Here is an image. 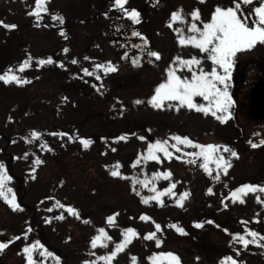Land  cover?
<instances>
[{
	"label": "rangeland",
	"instance_id": "1",
	"mask_svg": "<svg viewBox=\"0 0 264 264\" xmlns=\"http://www.w3.org/2000/svg\"><path fill=\"white\" fill-rule=\"evenodd\" d=\"M139 1L141 0H127L128 5H130L129 9L136 8L139 10L140 5H144L145 0H142L141 4ZM162 1L158 0L157 2V0H154L148 6H145L146 11L143 10L140 13V19H145L149 26L140 25L141 28L135 29V31L139 32H148L150 26L154 27L157 37L151 41V46L149 42L148 45L150 47H146L145 49L151 48L153 51H158L161 54L160 60L151 58L153 62L149 63L150 58L147 57L145 51H138L136 48L130 47L132 40H130L129 33L134 29L127 36L124 35L117 40H111L109 42L110 49L105 50L108 51L106 61H111L116 66L117 71L104 75L101 74L104 77L105 87L103 95L109 94L112 91L111 84H115L116 87L122 89L125 99L124 102L119 104L118 101H114L117 103L114 105L112 104L113 101L108 102L112 98L110 93L109 96H103L102 98V100L108 103L102 102L97 104V98L90 101V110L94 113L93 117H95L93 123H97V126L89 130L83 129V125L74 127V130L68 132L73 138L71 140L65 138L61 146L62 149H60L64 151L69 147L72 148L74 145H78L79 143H76L79 140L77 137L85 138L91 141L89 147L85 148V155L83 154L82 156V153H80L79 156L77 152L61 156L53 152L59 148H52L53 151H45V149L38 146V142H26L25 138L28 139L30 132L38 127L36 124L40 125L41 128H49L50 122L48 117L47 115L29 117L28 115H31L30 110H28L29 114L26 116L22 111L19 112V108L15 117H12L8 113L10 110L4 101L6 93L2 91L8 90V87H4L2 84L0 85V127L2 128L0 131V147L7 146L10 154L16 157L15 160L21 158L19 162L22 167V173L25 175L24 181L26 182L24 183V187L28 196L31 198L35 197L38 199L42 198V195L47 194L49 184L53 183V180H58L60 184L68 180L69 186L61 185L60 190L69 189L73 193L71 197H65V199H67L66 202L78 204L80 208L79 219L66 214L61 208L57 210V207H53L55 203L53 204L52 200H42L36 205L40 225L44 226V234L49 238L52 245H56L58 242L66 245V241L61 239L63 237H71L70 233H72L75 239L80 240V243L77 245H69V251L76 252V255H82L80 249L86 247L89 244V239L97 234L99 228L103 227L109 236L112 237V240L108 242L107 247L100 245L95 249L90 247L91 249L88 253L94 252L96 255H90V259H86L95 260L96 264H104V261L97 260L96 257L106 255L112 251L115 244L122 239V229L132 227L139 233L138 236L141 237L150 231H155L153 220L141 221L138 218V213L141 210L146 212L147 215L150 214V217L156 212L162 214L163 217L168 212H171L185 218L182 221L185 224L191 223V218L197 222L206 224H208L207 220L214 221V224H208L205 226L207 228L199 230L206 234L202 238H208L212 244L213 250L215 251V257L213 259L217 263L224 256H232L234 258L240 256V264H264V261L260 260L263 249L256 248L251 244L247 248H244L240 243L232 241L231 235L234 233L244 234L245 229L249 228L259 229L258 227L253 228L250 224V218L257 217L258 219L259 217L264 222V205L256 201V196L259 195L264 198V193H249L244 197V203L234 202L231 207H227V210L219 206L220 200L217 202L214 199V196H219L220 199L224 198L228 191L227 185H235L244 179H249L250 175L255 176L254 179L260 180H252L250 182L264 185V147L252 148L248 143L249 140L255 143L256 137H253V134L262 137L259 131H261V126L264 121H252L247 111L251 83L256 77L258 70L260 68L264 69V44H257L251 50L239 52L234 58L229 93L233 97L235 86L232 79L235 77L239 79L237 85L239 92L237 98L233 97L235 103L231 109L232 116L226 123L221 124L211 115L205 116L200 112L190 110L186 107L177 110L174 106L168 107L166 104L163 109H154L146 101L153 94L155 86L163 80L164 69L168 67L172 58L177 55L183 58H189L194 55L200 58L205 55L190 45L182 47L177 43L176 33L173 29L167 27L170 13L177 9H183L186 17L185 23L177 22L173 27L181 28L185 34H188L187 24L191 21L188 13L193 9L199 8L201 18L207 20L211 10L217 3L223 4L224 6H230L231 3V0H206L203 4L199 3V0ZM242 9L244 11L250 10L248 5H242ZM121 16H123L122 13L116 15V18L120 22L114 27V31L126 33L123 28L124 26L130 25L131 21L126 17L122 19ZM55 24L60 23L56 21ZM122 24L123 27L121 26ZM200 26L202 27V25ZM129 28H131V25ZM5 30H2V35H6ZM112 35L117 36L114 32ZM125 37H129V40ZM0 42H5L4 36L0 37ZM0 51L7 53L4 48L0 49ZM125 52L128 53V57L122 58ZM2 55L3 53L0 52V68L7 62L10 53H8L6 59V55ZM134 56L140 57L139 66H133L131 61ZM236 65H238L237 70H235ZM32 66L34 69V62L33 64L31 63L30 67ZM41 67L45 70H50V73L42 79H51L49 81L50 84L60 86L62 79L58 81L54 80V65H43ZM201 67L206 71H210L211 62L202 59ZM178 74L189 77L191 75L187 70H183ZM32 75L34 77V83L32 82L28 85L30 89L24 87L25 89L18 90L17 95L13 94V98L17 101H23L25 98L37 94L54 98L55 95L52 93L54 87L51 88V85H49L47 88H44L41 85H36L38 67L37 73H33ZM22 78L26 79V76L24 75ZM82 95L83 93L81 92L78 96L81 99L85 98ZM137 99L144 102L135 104L134 101ZM196 100L198 103H206L202 98H196ZM167 103L175 105L177 102L171 101ZM70 105L72 106L68 108L71 110L70 113L61 111L60 109L53 111L57 113H50V110L46 111L50 114L49 119L52 120L53 117L66 118L69 114L71 116L78 115V113H73L77 111L75 109V101ZM129 121H133V123ZM102 124H104V127H101ZM68 127L70 128L69 125ZM139 130L144 131L145 135L143 134V136L146 137L147 141L150 137V142H154L157 139H168L171 135L175 134L181 136L186 135L193 141L203 144H224L234 149L238 153V158H232V167L226 175L221 172L219 180H214L212 176L206 174L199 167V163H187L186 161L189 159L187 156L183 159H176V156H181L183 153L176 152L171 148H169V151L173 152L172 159H167L163 157L162 153H158L161 156L159 162H142L133 168L131 164L136 159L137 154L142 153L149 143L146 140L141 141L139 137L133 135L137 134ZM103 131L106 132L105 140L101 139ZM1 132L11 136L8 142L9 144L5 143ZM121 132L122 134H127V136L129 135L127 140L115 139L122 135ZM169 143H174V141L170 140ZM79 146L80 148L83 147L80 144ZM180 147L184 148V146ZM112 148H116L117 151L113 152ZM194 150L190 147L184 148L185 152ZM25 153H28L27 157H25ZM224 155L227 157L229 154L225 153ZM36 157H39L43 163L35 165L33 161ZM117 161L122 165L119 171L123 176L127 177L144 179L145 176L151 178L153 172L170 171L172 176L169 180L160 178L155 181V185L157 189L163 190L168 187L169 183H176V187L173 190L177 192V197L167 195L161 197L163 200L161 207H157L158 204L155 201L147 205L141 203V197L132 191L130 179L110 175L109 169H112ZM33 167L36 169L35 173L32 172ZM212 167L213 175H215V166ZM72 185L73 187H71ZM136 188L140 191L141 196L154 194L149 191V188H143L139 185H136ZM208 188H212L213 191L206 197L205 193H207ZM183 192H188L190 195L184 201L183 207H179L175 204V199ZM169 198L171 199L168 200ZM136 201H138V205L136 204V207L132 206L131 202ZM227 202L226 200L224 205ZM188 203L190 212L189 210L184 211ZM206 206L209 207L205 210ZM49 208L52 211H48ZM61 214L64 215V219H56ZM85 214L86 216H84ZM113 214H117L116 221L114 225L110 226L107 224L106 218ZM45 219H50V223H45ZM156 222H159V220ZM216 225H220V227L218 228ZM50 227L52 228L50 229ZM180 227H184V225L181 224ZM224 229H228V232L226 233ZM165 231L161 227V231L157 233L158 238L163 241L162 247L167 245V234L164 236L163 233ZM138 236L132 239V242L123 252L117 254L112 264H132V256L137 258L136 264H148L146 259L151 254L147 249L150 248L155 251L158 249L155 248V241L143 242ZM236 250H239L238 256L236 255ZM181 259V264H186L184 259Z\"/></svg>",
	"mask_w": 264,
	"mask_h": 264
},
{
	"label": "snow or ice",
	"instance_id": "2",
	"mask_svg": "<svg viewBox=\"0 0 264 264\" xmlns=\"http://www.w3.org/2000/svg\"><path fill=\"white\" fill-rule=\"evenodd\" d=\"M48 0H34V7H32L27 15L35 18L36 23L34 26L40 27V21L42 20V14L49 13V8L47 7ZM158 2V0H157ZM206 0H199V3L203 4ZM127 0H112L110 5V10L115 9L120 11L124 17L131 21L133 25L139 24L140 21V11L136 8L129 9L126 7ZM242 5H248L250 10L244 11ZM107 17L108 13H104ZM188 16L191 17V21L187 24V33L181 28H174L173 25L177 22L185 23L186 17L183 13V9H177L170 13L169 20L167 21V27L173 29L176 33V40L180 46H192L199 50L200 53L205 54L203 57L198 58L197 56H191L189 58H183L179 55L174 56L169 63L168 67L164 69V78L157 84L154 88L153 94L147 99V104L154 109H163L166 104L168 107H175L177 110L186 107L190 110H195L202 113L205 116L211 115L219 123H226L232 116L231 109L234 106V100L232 95L229 93V83L231 80V72L234 65V58L239 52L248 51L253 49L257 44H264V0H231L230 6H224L223 4L217 3L210 12V16L207 20L201 18V12L199 8L193 9ZM51 19L53 21H58L61 25L65 22L64 17L58 13L51 14ZM199 22V23H197ZM202 25V27L200 26ZM0 26L5 29L11 30L17 27L16 24H6L0 21ZM47 26V25H45ZM60 35L65 36L63 29H60ZM131 36L138 37L141 40V44H132V48L143 49V46H147L149 41L147 37L143 36L139 31L133 30ZM146 52L147 57H149V63H152L151 58L155 60L161 59V54L158 51H153L150 49H143ZM65 53L68 52L67 48H64ZM128 57V53L125 52L122 58ZM33 57L29 55L23 62L18 66V69H13L9 66L3 73H0V81L4 84L15 83L17 85H22L29 83L26 79L21 78L16 74V71L23 72L25 69L31 66V61ZM85 60L90 58L85 56ZM202 59H206L211 62V70L206 71L201 67ZM133 66H139L140 57L134 56L132 58ZM53 63L51 57L47 60L38 59L36 66L40 67L45 64ZM73 64L77 63V60H72ZM60 67H64L63 63H60ZM94 70H101L104 74L112 73L117 71L116 66L111 61H106L104 63H95L93 65ZM183 70H187L191 73L189 76H182L178 73ZM82 71L87 76H95L96 80H100L102 77L96 71H89L87 68H83ZM93 87H96L93 85ZM99 90V89H97ZM196 98H202L206 103H198ZM66 100L67 98H62ZM175 101V105L168 104L167 102ZM139 99L135 100V104L143 103ZM123 107V106H122ZM11 119V117H9ZM30 137L33 139H38L41 133L32 130L30 132ZM52 135H57V133H52ZM60 135H67V133H60ZM135 135V134H133ZM256 135V134H254ZM73 137L69 136L71 140ZM80 140L81 145L84 148H88L91 141L85 138L77 137ZM116 140H127V134H122L115 138ZM141 141L146 140V137L139 136ZM26 142L28 141L25 138ZM174 141V143H169V141ZM252 148H257L264 145V139H260L259 143H254L252 140L248 141ZM46 150L51 151L47 145H42ZM192 148L194 151L185 152L184 148ZM169 148L174 149L176 152L183 153L181 156H176V159H183L185 156L189 157L186 161L189 164L199 163V167L209 176H212L214 180L220 179V173L223 172L225 175L228 170L232 167V158H238V153L224 144H213V143H199L193 141L188 136L184 135H171L168 139H157L154 142H149L147 148L144 149L142 153H138L136 159L132 162L131 167L135 168L142 162L147 161H160L161 156L158 153H162L163 157L167 159L173 158V152L169 151ZM112 151H117L116 148H112ZM228 153L226 157L224 154ZM25 157L28 153L24 154ZM35 165H40L43 161L36 157L33 161ZM215 166L216 174L213 175V167ZM107 167V166H106ZM122 167L119 161L115 163L112 169H109L110 175L113 177H121L123 179H130L132 182V191L141 197V203L147 205L152 201L157 204L162 205L163 200L161 197L170 196L177 197V192L173 189L176 187V183H169L168 187L159 190L156 188L155 181L163 178L169 180L172 176L170 171L164 172H153L151 178L145 176L144 179H138L136 177L123 176L119 169ZM35 167L32 168V172L35 173ZM33 178H35L33 176ZM12 177L9 175L3 162H0V198H2L13 210L20 208V205L16 203V197L13 190L8 187V182L11 181ZM139 185L143 188H149V191L154 193L149 196H141L140 191L135 187ZM212 188H208L207 192L212 193ZM264 193V185L244 183L239 185L234 190L229 193V196L224 197L225 200L231 198L233 202L244 203V197L249 193ZM190 193L183 192L180 193L178 198L175 199V204L179 207H183L184 201L188 198ZM51 199V198H49ZM256 201L264 205V198L257 195ZM223 203V200L221 201ZM227 207V204L224 205ZM53 207H59L61 209H66L67 213L80 218L79 212L71 205H65L59 200L55 202ZM48 211H52L51 208ZM116 215H109L106 218L108 225H114L116 221ZM56 219L63 220L64 215L61 214ZM141 221H150L152 217L147 214H141L139 216ZM87 223V221H85ZM259 222V221H257ZM45 223H50V219H45ZM208 224H214V221L208 220ZM246 223V222H244ZM155 231H150L143 236L144 240L155 241L157 248L161 246L163 241L158 238L157 233L161 231V225L153 221ZM194 226L196 228L203 227V223L195 222ZM170 228L175 229L176 232L180 234H186L184 228L178 226L177 224H170ZM220 227V225H216ZM30 231V229H29ZM227 233L228 229H224ZM24 238H28L27 232L22 234ZM139 233L132 227H128L121 230L122 239L115 244L111 252L106 255L97 256V260L104 261V264H112V261L117 256L118 253L123 252L125 248L132 242L134 237H137ZM232 235V241H236L242 245V247L247 248L250 244L258 245L264 247L261 241H264V235L253 229H246L244 234L234 233ZM251 237L248 239L247 237ZM20 239L19 236L12 237L7 242H0V252L8 247L13 240ZM112 237L105 231L103 227L97 230V234L94 235L90 244L93 249L97 248L98 245L102 247H107L109 241ZM231 243V241H230ZM43 249L40 251L41 257H52L53 253L47 251L39 241H35L31 244H27L23 247L22 252L26 257V264H39L37 260L33 259V253L37 249ZM89 255L95 256L96 254L89 253ZM236 255H239V250H236ZM56 264H59L60 258L58 256L54 257ZM199 259V258H197ZM150 264H181L180 257L175 253L168 251H158L153 252L147 257ZM132 264H136L137 258L135 256L131 257ZM82 264H96L95 260H85ZM219 264H240L232 256H224L220 259Z\"/></svg>",
	"mask_w": 264,
	"mask_h": 264
},
{
	"label": "trees",
	"instance_id": "3",
	"mask_svg": "<svg viewBox=\"0 0 264 264\" xmlns=\"http://www.w3.org/2000/svg\"><path fill=\"white\" fill-rule=\"evenodd\" d=\"M141 2L142 0L139 1L140 4ZM111 3L112 0H48L47 7L49 8V13L42 14L43 18L40 21L41 26L36 27L34 26L36 23L35 18L27 15V12L34 7V0H0V21H4L6 24L17 25L15 29H7L6 35H2V33L0 34V37L4 36L5 42L3 47H5L7 51V53L4 52L2 56L6 55V59L8 57V53H10L7 62L4 63V66L9 67L13 65L16 68V66L19 65L21 61H24L29 55L34 57L33 54L37 55L40 59L42 58L45 60L51 57L53 63L50 64L54 65V79L55 81L62 79L60 86L53 84L55 95V99L53 100L55 106L54 111L60 109L61 111L70 113L71 110L68 108H71L72 106L70 104L75 101V109H77L78 112L76 111L73 113H79L78 117L70 116L68 118H55L53 121L55 131H57L56 129L64 131V129L67 128V126L64 125L65 122L67 125H79L82 123L85 128L95 127L96 123H93L95 121V117H93L94 113L90 110V101H93L96 98L98 101L97 104L106 102L102 100L103 96L107 97L111 93L112 98L108 102L113 101L112 104L114 105L117 104L114 101H118V104L124 102L125 95L123 94L122 89L116 87L115 84H111L108 79H106V81L111 84L112 91L107 95H103L105 87L104 77L101 76L102 71L93 69V65L95 63L106 62V58L108 56L106 54L108 51L105 50L110 49L109 42L111 40H117L119 37V32L117 36H113L112 34L114 32V27L120 22L119 19L116 18V15L121 12L115 9L110 10ZM145 4L140 5L141 7H139V10L143 9ZM126 7H129L128 3L126 4ZM56 13L64 17L65 22L62 25L55 24L56 21L51 19V14ZM104 13H108L107 17H105ZM141 25L145 26L148 25V23L147 21L142 20ZM61 28L67 38L60 35ZM148 29V36L153 35L156 32L154 31L153 26H150ZM123 30L126 33L130 32L129 26H127V29L124 28ZM64 48L68 49L67 53L63 51ZM85 56L90 59L85 60ZM73 59L77 60L76 64L72 63ZM60 63H63L64 67H60ZM2 68H0V73L5 71L2 70ZM83 68H87L89 71H96L102 78L100 80H96L95 76L85 75L82 71ZM41 70V74L50 73V70H45L42 67ZM39 83L46 85L48 81L43 79ZM6 85L8 87V91H6L7 93L4 101L9 107L10 111H8V113H10L12 117H15L18 108L19 112L22 111L26 114V116L29 114L28 110H30L31 115L34 114L37 107L40 108L38 113L43 111V113L46 114L47 106H49L50 102H45L42 106L40 101H48V99L43 97L38 102L39 106L33 103V97L25 98L23 101H17L13 98V94L17 95L19 87H16L11 83ZM93 85L96 87H93ZM81 92L85 98L81 99V97L78 96ZM65 97L67 99L63 100L62 98ZM41 107H43V109H41ZM102 127H104V124H102ZM1 130L2 128L0 127V131ZM59 144L60 143L57 141L56 145ZM254 178L255 176L250 175L249 179H244L240 181L241 183L235 185L230 184L228 186V191L230 190L231 192L239 185L248 183V181L259 180ZM66 182L67 181H63L62 184H65ZM227 201V206L231 207L234 204L231 199ZM224 203L225 201H223V204ZM132 205L136 207V203ZM191 206L193 205L191 204ZM207 207L209 206H206L205 210ZM224 208L227 209V207ZM132 216L134 215L132 214ZM167 217L168 218L166 220L165 218H162L159 213H156L153 216L155 220L161 219L163 222L166 220L164 225L168 230L167 233L169 241H171L168 245L170 249H173L174 244H176L177 249H179L181 245H188L189 247H187L183 252V254H185L184 256L188 258V261L186 262L195 264H219L215 261V259H213V257H215V251L213 250L212 244L209 242L208 238H202L206 234L199 230L207 228L205 226L208 224L203 223V227L196 228L194 226L195 222H193V224L188 223L186 224L188 234L184 236V234H180L176 232L175 229L169 227L170 224H177L180 226V218L183 219V217L174 215L173 213H169ZM191 220L193 219L191 218ZM250 224L253 228H259L258 230H253L260 232L261 235H264V222L259 217L258 219L257 217L250 218ZM247 238L251 239L250 236ZM261 243L264 244V241H261ZM253 246L263 249L261 255L263 259L261 258L260 260L264 261V247H260L258 245ZM194 256L199 259L195 260ZM235 259L240 262L241 258L239 256ZM256 260L259 261L258 259Z\"/></svg>",
	"mask_w": 264,
	"mask_h": 264
},
{
	"label": "flooded vegetation",
	"instance_id": "4",
	"mask_svg": "<svg viewBox=\"0 0 264 264\" xmlns=\"http://www.w3.org/2000/svg\"><path fill=\"white\" fill-rule=\"evenodd\" d=\"M20 173H21V166H20V162L17 161L16 171L14 176L15 180H18L17 182H21L22 177ZM15 197L16 200L20 199V196L17 197V193H15ZM0 229L6 231L5 233L0 234V242H6L7 239L16 237L17 234L21 233V231L23 230V213L21 208L17 210H13L12 208L9 209L0 208ZM15 242L17 241L13 240L12 243L8 245V247L15 244ZM14 248H16V245H14Z\"/></svg>",
	"mask_w": 264,
	"mask_h": 264
},
{
	"label": "water",
	"instance_id": "5",
	"mask_svg": "<svg viewBox=\"0 0 264 264\" xmlns=\"http://www.w3.org/2000/svg\"><path fill=\"white\" fill-rule=\"evenodd\" d=\"M248 113L253 120L264 117V78L256 82L251 88Z\"/></svg>",
	"mask_w": 264,
	"mask_h": 264
}]
</instances>
